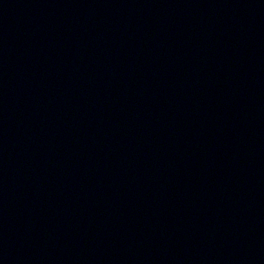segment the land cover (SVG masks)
<instances>
[{
    "label": "water",
    "instance_id": "1",
    "mask_svg": "<svg viewBox=\"0 0 264 264\" xmlns=\"http://www.w3.org/2000/svg\"><path fill=\"white\" fill-rule=\"evenodd\" d=\"M0 264H264V0H0Z\"/></svg>",
    "mask_w": 264,
    "mask_h": 264
}]
</instances>
